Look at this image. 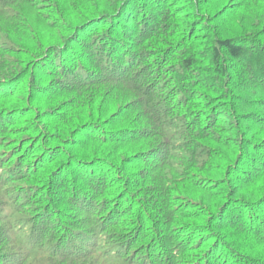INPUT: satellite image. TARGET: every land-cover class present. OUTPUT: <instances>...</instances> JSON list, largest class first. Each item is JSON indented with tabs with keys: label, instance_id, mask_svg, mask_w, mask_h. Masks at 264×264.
<instances>
[{
	"label": "trees",
	"instance_id": "obj_1",
	"mask_svg": "<svg viewBox=\"0 0 264 264\" xmlns=\"http://www.w3.org/2000/svg\"><path fill=\"white\" fill-rule=\"evenodd\" d=\"M0 264H264V0H0Z\"/></svg>",
	"mask_w": 264,
	"mask_h": 264
}]
</instances>
